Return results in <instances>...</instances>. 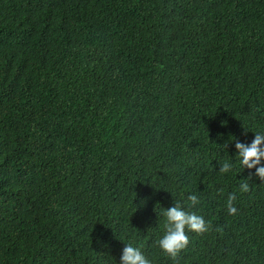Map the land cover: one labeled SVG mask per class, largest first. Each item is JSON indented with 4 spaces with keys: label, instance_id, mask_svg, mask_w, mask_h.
Masks as SVG:
<instances>
[{
    "label": "trees",
    "instance_id": "obj_1",
    "mask_svg": "<svg viewBox=\"0 0 264 264\" xmlns=\"http://www.w3.org/2000/svg\"><path fill=\"white\" fill-rule=\"evenodd\" d=\"M257 133L264 0H0V264H264ZM176 203L212 230L173 260Z\"/></svg>",
    "mask_w": 264,
    "mask_h": 264
},
{
    "label": "clouds",
    "instance_id": "obj_2",
    "mask_svg": "<svg viewBox=\"0 0 264 264\" xmlns=\"http://www.w3.org/2000/svg\"><path fill=\"white\" fill-rule=\"evenodd\" d=\"M235 149L237 150V158L242 168L252 170L249 171V176L258 177L264 181V134L257 133L250 144L235 142ZM233 169V165L229 161H225L221 168V174H228ZM250 190L247 180H244L239 185V192L244 193ZM192 206L200 203L197 194L192 193L187 197ZM237 194L230 193L227 196L226 207L230 215H236L238 209L235 206ZM165 223L164 234L157 241L159 248L171 259L175 260L179 254L185 250L189 245L188 232L203 234L212 230L210 221H206L202 216L194 212L184 210L180 203L167 208L164 213ZM220 231L219 228L216 229ZM120 264H150V261L145 257L139 247L132 244H127L122 249Z\"/></svg>",
    "mask_w": 264,
    "mask_h": 264
}]
</instances>
